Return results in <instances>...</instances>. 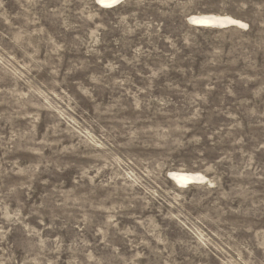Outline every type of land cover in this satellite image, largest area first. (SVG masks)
I'll return each mask as SVG.
<instances>
[{"label":"rangeland","instance_id":"obj_1","mask_svg":"<svg viewBox=\"0 0 264 264\" xmlns=\"http://www.w3.org/2000/svg\"><path fill=\"white\" fill-rule=\"evenodd\" d=\"M0 264H264V0H0Z\"/></svg>","mask_w":264,"mask_h":264},{"label":"bare ground","instance_id":"obj_2","mask_svg":"<svg viewBox=\"0 0 264 264\" xmlns=\"http://www.w3.org/2000/svg\"><path fill=\"white\" fill-rule=\"evenodd\" d=\"M122 0H95L96 4L101 8H110L118 4ZM186 21L190 24L205 27L223 28L228 26H240L244 25L242 22L233 19L227 15H192L186 18ZM193 21H200L201 23H193ZM167 177L177 187H185L187 185L201 182L204 176L201 173L183 172V171H170L167 173Z\"/></svg>","mask_w":264,"mask_h":264},{"label":"snow or ice","instance_id":"obj_3","mask_svg":"<svg viewBox=\"0 0 264 264\" xmlns=\"http://www.w3.org/2000/svg\"><path fill=\"white\" fill-rule=\"evenodd\" d=\"M193 23H201L200 21H193Z\"/></svg>","mask_w":264,"mask_h":264}]
</instances>
